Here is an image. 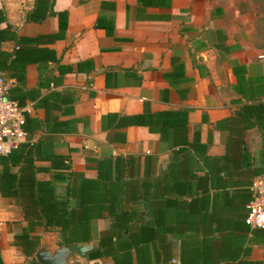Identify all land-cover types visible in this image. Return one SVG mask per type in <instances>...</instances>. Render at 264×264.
<instances>
[{
  "label": "crops",
  "instance_id": "obj_1",
  "mask_svg": "<svg viewBox=\"0 0 264 264\" xmlns=\"http://www.w3.org/2000/svg\"><path fill=\"white\" fill-rule=\"evenodd\" d=\"M33 4L0 0V28L40 36L24 47L37 61L20 85L28 142L40 141L45 157L36 178L72 171L53 181L59 195L92 179L111 207L77 242L97 245L69 262L264 264V231L243 220L264 176V127L255 111L250 126L240 114L264 103L255 10L235 0H54L59 24L55 15L27 20ZM97 197L91 190L87 201ZM24 226L16 199L0 195V264H30L13 243ZM31 235L33 256L62 245L58 232ZM95 249L104 254L90 259Z\"/></svg>",
  "mask_w": 264,
  "mask_h": 264
},
{
  "label": "trees",
  "instance_id": "obj_2",
  "mask_svg": "<svg viewBox=\"0 0 264 264\" xmlns=\"http://www.w3.org/2000/svg\"><path fill=\"white\" fill-rule=\"evenodd\" d=\"M53 2L54 0H34L33 7L27 13L26 19L41 22L47 16L55 15L60 24L62 19H65V12H54ZM3 21H5V13L3 9H0V22ZM39 38L40 36L36 38L20 36L10 25L0 28V72L15 79L9 96L18 101L20 105H23L24 100V96L20 95V85L25 79L26 65L37 61L35 56L24 47ZM5 43H10L11 47L4 48ZM261 81L263 82V80ZM238 83L241 86L244 85L240 79ZM242 110L243 113L240 112V114L248 126L253 124L250 122V115L255 111L259 127L261 129L264 127V103L259 104L257 108L243 106ZM262 135L264 141V130ZM40 148V141L26 142L8 155L0 156V195L6 198H15L26 221V226L14 236L13 243L20 246L25 255L32 256L30 264H39L33 256V252L29 253L28 251L29 247L34 249L39 244V235H31V232H34L37 227H42L49 234L58 232L61 244L83 242L89 238L91 218L101 216L104 210L111 209L110 206H105L108 190L105 191L104 186L95 184L92 179L83 178L80 187L77 188L74 183L72 185L68 183L62 195L56 192L53 181L71 178L74 175L72 171L54 173L50 180L37 179L36 173L42 169L36 165L35 161L45 158L41 155ZM106 161L104 160V163ZM51 162L58 168H68V164L64 161L56 163L52 160ZM91 190H96L98 193L97 201L93 203L87 201ZM73 193L84 197L83 203L72 204L70 197ZM261 230L264 231V228ZM99 245L100 249L106 246L102 239L99 240ZM100 249L93 250L89 258L95 259L103 256L104 252Z\"/></svg>",
  "mask_w": 264,
  "mask_h": 264
},
{
  "label": "built area",
  "instance_id": "obj_3",
  "mask_svg": "<svg viewBox=\"0 0 264 264\" xmlns=\"http://www.w3.org/2000/svg\"><path fill=\"white\" fill-rule=\"evenodd\" d=\"M15 79L0 72V156H6L28 142L24 128L30 106L20 105L9 94ZM252 197L244 223L253 228H264V176L255 179L250 187Z\"/></svg>",
  "mask_w": 264,
  "mask_h": 264
},
{
  "label": "water",
  "instance_id": "obj_4",
  "mask_svg": "<svg viewBox=\"0 0 264 264\" xmlns=\"http://www.w3.org/2000/svg\"><path fill=\"white\" fill-rule=\"evenodd\" d=\"M97 244H80L71 243L62 244L55 249H51L48 243H44L40 249L35 252V259L39 264H78L69 262L73 253L81 258L88 256L87 252L94 248Z\"/></svg>",
  "mask_w": 264,
  "mask_h": 264
},
{
  "label": "rangeland",
  "instance_id": "obj_5",
  "mask_svg": "<svg viewBox=\"0 0 264 264\" xmlns=\"http://www.w3.org/2000/svg\"><path fill=\"white\" fill-rule=\"evenodd\" d=\"M240 6L247 10H255L256 34L255 49L257 53L264 54V0H235Z\"/></svg>",
  "mask_w": 264,
  "mask_h": 264
}]
</instances>
